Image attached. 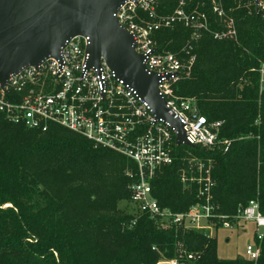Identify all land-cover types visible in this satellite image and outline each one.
I'll return each instance as SVG.
<instances>
[{"label":"trees","instance_id":"trees-1","mask_svg":"<svg viewBox=\"0 0 264 264\" xmlns=\"http://www.w3.org/2000/svg\"><path fill=\"white\" fill-rule=\"evenodd\" d=\"M200 1L190 8L206 11L211 27L221 28L208 1L203 7ZM221 1L237 38L217 41L205 34L195 45L192 72L175 90L194 98L209 121H221L220 136L231 144L227 151L177 146L174 163L153 185L162 206L186 211L198 201L195 189L186 190L180 180L186 159L190 153L213 159L217 213L234 221L252 199L264 214V90L254 70L264 62V17L247 0ZM176 6L177 0H163L159 11ZM190 37L182 24L155 34L158 49L174 53ZM128 165L66 128L40 132L0 119V264H156L161 254L176 257L178 242L197 255L193 264H264V239L257 261L222 259L217 236L161 230L146 217L128 228L131 216L119 209L130 196Z\"/></svg>","mask_w":264,"mask_h":264},{"label":"built area","instance_id":"built-area-1","mask_svg":"<svg viewBox=\"0 0 264 264\" xmlns=\"http://www.w3.org/2000/svg\"><path fill=\"white\" fill-rule=\"evenodd\" d=\"M163 0H128L114 14L119 24L134 38L136 53L145 57L149 73L158 74L160 95L184 125L187 141L194 147L227 151L231 140L220 136L222 122H211L200 112L194 98L176 93L177 83L189 76L197 60L195 45L205 35L224 41L237 38L234 20L221 0H207L221 28L211 27L209 14L193 0H177L173 12L161 13ZM206 0L198 2L205 6ZM252 11L264 17V0H247ZM182 24L191 37L179 53L159 50L155 34ZM90 38L78 35L61 49L59 58L49 57L38 66L23 68L3 85L0 82V119L40 132L60 126L82 135L95 148L112 151L127 159L125 175L130 196L126 210L131 216L126 224L133 228L139 219L149 218L161 230L175 232L207 231L220 228H243L251 223L254 241L246 246V259L257 261L264 239V214L257 199L240 206L234 221L217 213L213 177V159L204 160L190 153L180 172L186 190L195 189L198 201L186 211L162 206L154 194L153 182L164 168L174 163L178 145L175 129L157 119L146 100L102 59L99 67H89L87 51ZM259 75L260 92L264 90V62L254 69ZM219 228V229H220ZM156 249V247H154ZM197 255L182 242L177 254L167 258L161 254L156 264H193Z\"/></svg>","mask_w":264,"mask_h":264},{"label":"water","instance_id":"water-1","mask_svg":"<svg viewBox=\"0 0 264 264\" xmlns=\"http://www.w3.org/2000/svg\"><path fill=\"white\" fill-rule=\"evenodd\" d=\"M128 0H0V82L30 65L60 56L73 37L88 36L89 67L104 59L119 79L146 100L157 119L168 122L178 145L194 147L184 125L160 95L161 77L146 70L134 38L115 17ZM139 1V0H134Z\"/></svg>","mask_w":264,"mask_h":264},{"label":"rangeland","instance_id":"rangeland-1","mask_svg":"<svg viewBox=\"0 0 264 264\" xmlns=\"http://www.w3.org/2000/svg\"><path fill=\"white\" fill-rule=\"evenodd\" d=\"M125 206V202L123 200L120 201L119 209L121 211L126 208ZM245 226V228L228 229L223 227L219 230L207 231V233H214L217 236L218 255L220 258L235 259L246 257V246L254 241L255 233L250 223L245 224Z\"/></svg>","mask_w":264,"mask_h":264},{"label":"crops","instance_id":"crops-1","mask_svg":"<svg viewBox=\"0 0 264 264\" xmlns=\"http://www.w3.org/2000/svg\"><path fill=\"white\" fill-rule=\"evenodd\" d=\"M248 224V223H247ZM251 224V223H250ZM252 225V224H251ZM253 226V225H252ZM246 226L244 225V227L243 228H245ZM221 229V228H220ZM219 230V229H218ZM253 230H254V228H253ZM212 236H216L215 234H213Z\"/></svg>","mask_w":264,"mask_h":264}]
</instances>
